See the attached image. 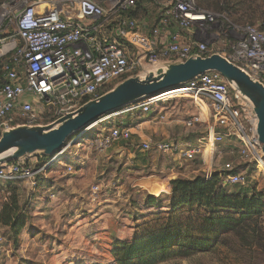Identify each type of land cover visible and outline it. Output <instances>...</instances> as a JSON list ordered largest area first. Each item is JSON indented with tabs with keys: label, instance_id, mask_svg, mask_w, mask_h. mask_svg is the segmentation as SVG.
<instances>
[{
	"label": "built area",
	"instance_id": "obj_1",
	"mask_svg": "<svg viewBox=\"0 0 264 264\" xmlns=\"http://www.w3.org/2000/svg\"><path fill=\"white\" fill-rule=\"evenodd\" d=\"M226 15L201 9L198 0H3L0 5V132L16 124H41L98 98L118 81L140 69L185 61L192 54L216 53L204 34L218 38L217 20ZM215 32L210 33L211 30ZM237 35L229 53L221 54L264 85V24L234 25ZM173 101H188L193 109L182 121L186 131L202 128L196 144L188 141L142 142L143 154H167L185 160L214 152L215 146L236 143L237 156L264 171V158L254 134L253 117L240 106L225 80L210 72L176 90L145 99L119 114L148 115ZM160 109V108H159ZM155 115L158 124L166 110ZM134 123V122H133ZM118 121L106 134L93 138L96 150L127 142L137 124ZM90 128V127H89ZM85 132L68 141L66 148L38 162L0 166V181L27 180L36 187L49 169L70 158V146L85 140ZM231 163L221 172V183L245 186L243 171L231 174ZM70 174L72 166L64 167ZM211 173L206 175L209 179ZM99 186L91 188L96 199Z\"/></svg>",
	"mask_w": 264,
	"mask_h": 264
},
{
	"label": "rangeland",
	"instance_id": "obj_2",
	"mask_svg": "<svg viewBox=\"0 0 264 264\" xmlns=\"http://www.w3.org/2000/svg\"><path fill=\"white\" fill-rule=\"evenodd\" d=\"M225 3L229 13H224L227 22L217 20L219 37L201 36L213 43L219 55L229 53L238 38L226 30L228 22L241 26L264 21V0H200L198 6L220 15ZM190 104L180 101L178 108L182 113L169 116L175 118L178 126L191 113ZM136 116L141 118L137 114H119L91 126L83 136L86 139L78 140L66 152L70 158L49 169L36 187L27 180L0 181V213L15 198L17 214L25 222L22 229L17 225L13 230L0 224V264H264V208L205 238L203 248L196 242L173 244L171 248L157 244L144 246L136 257L125 256L126 246L141 234L146 223L160 216L165 228L170 219L167 214L171 185L162 194L157 193L147 184L155 181L151 177L170 175V183L197 176L206 179L207 174L220 172L229 162L235 173L243 171L247 175L248 184L228 186L220 182L218 187L227 194L257 196L264 203V171L241 160L236 143L216 145L211 159L207 153L193 160L143 154L134 139L114 143L104 151L95 149L94 137L106 134L113 123L126 121L127 117L136 120ZM119 148L124 151L115 153ZM129 155L133 157L129 159ZM49 159L34 157L28 162L37 161L40 166ZM65 165L72 166L70 174L64 172ZM146 179L145 191L138 181ZM94 185L99 186L96 199L91 198ZM149 196L158 199L157 209L148 202ZM168 235L171 239L176 237ZM203 249L204 252L199 251ZM164 259L168 260L162 262Z\"/></svg>",
	"mask_w": 264,
	"mask_h": 264
},
{
	"label": "water",
	"instance_id": "obj_3",
	"mask_svg": "<svg viewBox=\"0 0 264 264\" xmlns=\"http://www.w3.org/2000/svg\"><path fill=\"white\" fill-rule=\"evenodd\" d=\"M218 73L240 106L252 113L253 129L264 158V85L227 58L213 53L192 54L185 61L151 65L140 69L98 98L46 124H16L0 132V166L21 165L34 157L50 158L63 151L68 141L103 119L160 94L179 89L210 73Z\"/></svg>",
	"mask_w": 264,
	"mask_h": 264
},
{
	"label": "trees",
	"instance_id": "obj_4",
	"mask_svg": "<svg viewBox=\"0 0 264 264\" xmlns=\"http://www.w3.org/2000/svg\"><path fill=\"white\" fill-rule=\"evenodd\" d=\"M2 2L3 0H0V5ZM220 10L225 14L229 13L228 4L221 5ZM258 23L264 24V21ZM44 122L48 120L45 119ZM230 173L235 172L233 170ZM223 174L220 171L212 173L209 179L197 176L192 180L177 179L171 182L168 224L164 228L160 216L151 219L146 223L141 234L136 235L132 243L126 246L125 256L136 257L145 248L144 246L152 247L157 244L171 248L173 244L196 242L203 248L205 238L214 236L232 224H238L264 208V203L257 196L240 197L227 194L220 189L218 184ZM148 202L157 209V198L149 196ZM236 216L239 218L236 219ZM24 223L23 217L17 214L16 200L12 198V205H4L0 213V224L13 230L17 225L18 229H22ZM171 233L176 235L174 239L168 235ZM166 250L162 249V251ZM199 251L204 252V249ZM166 260L168 259L162 262Z\"/></svg>",
	"mask_w": 264,
	"mask_h": 264
},
{
	"label": "crops",
	"instance_id": "obj_5",
	"mask_svg": "<svg viewBox=\"0 0 264 264\" xmlns=\"http://www.w3.org/2000/svg\"><path fill=\"white\" fill-rule=\"evenodd\" d=\"M188 102V101H186ZM180 101H173L170 102L169 104L163 105L164 109L166 110V120L164 121V123L158 124L154 121L155 115L158 113H162V109L161 107L157 108V109H153L148 115H139L141 116V118H139L138 116H136V120L137 119H141L140 123H137L136 120H133L132 117L128 118L126 121V123H133V124H137V128L132 130V136L130 138V140L134 139L136 141V144L139 145L142 142H158V141H179V140H184V141H188L192 144H195L194 141L198 139V137L200 136V128H196L193 131H186L181 123L180 126H178L176 123L175 118H170L171 116L174 117V115L176 113H182V109L180 111V109L178 108ZM190 103V102H189ZM191 105V104H190ZM191 109H193V107H190ZM170 116V117H169ZM177 127V128H176ZM179 128V129H178ZM198 133V135H196V137L193 136V134ZM193 137L195 138V140L193 141ZM122 147V146H121ZM124 148H119L115 151V153L117 152H123ZM154 152H151V154ZM150 154V153H148ZM156 154V153H154ZM214 155V154H213ZM220 158V154H217ZM198 156V155H197ZM202 157H204L203 155H201ZM133 157V155H129L128 158L131 159ZM175 157V156H174ZM218 158L216 160H218ZM133 160V159H132ZM172 175H176V174H172ZM172 176L167 175L165 177H151L149 179H154L155 181L152 183L151 181H149L150 183L147 182L148 185H150L151 189L156 191L157 193L160 192H164L167 191L169 189V184L171 181ZM140 180L139 185L140 188L142 190H145L144 186H145V181L149 180ZM138 186V185H137ZM147 186V185H146ZM161 188L158 190V188ZM146 191V190H145ZM167 193V192H166ZM162 194V193H160Z\"/></svg>",
	"mask_w": 264,
	"mask_h": 264
},
{
	"label": "bare ground",
	"instance_id": "obj_6",
	"mask_svg": "<svg viewBox=\"0 0 264 264\" xmlns=\"http://www.w3.org/2000/svg\"><path fill=\"white\" fill-rule=\"evenodd\" d=\"M208 156H209L210 159L212 158L211 157L212 156L211 151H209Z\"/></svg>",
	"mask_w": 264,
	"mask_h": 264
}]
</instances>
